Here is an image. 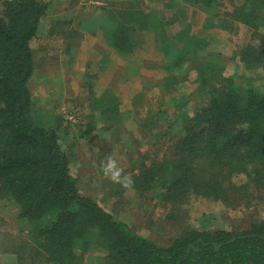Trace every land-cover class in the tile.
I'll list each match as a JSON object with an SVG mask.
<instances>
[{"label":"trees","instance_id":"1","mask_svg":"<svg viewBox=\"0 0 264 264\" xmlns=\"http://www.w3.org/2000/svg\"><path fill=\"white\" fill-rule=\"evenodd\" d=\"M114 1L98 0L107 49L130 54L143 45V32L152 29L163 57L173 56L165 88L185 89L189 81L202 101L192 114L183 103L172 121L180 119L173 134L171 122L159 124L166 131L156 124L163 115L159 110L138 119L153 141L150 151L138 153L135 168L127 169L135 180L131 190L167 210L173 220L190 198L228 207L264 198V90L234 86L235 76L264 69V0H122L119 7ZM49 4L0 2V202L14 204L18 219L33 234L24 244L26 252H19L22 245L3 251L15 257V264H84L93 242L102 254L99 264H264L262 222L241 231L189 228L161 245L81 192L79 174L61 142L60 116L44 122L32 108L36 61L30 44ZM209 29L226 32L228 55L208 50L209 36L202 33ZM173 43L180 49L175 56L170 53ZM226 69L233 75L225 74ZM173 70L183 73L170 75ZM143 88L131 100L134 107L149 90ZM120 100L115 94L97 97L90 89L86 102L94 112L90 117L102 124L99 135H110L112 142L120 138ZM160 138L167 145L158 150ZM235 176H243L244 182L234 184Z\"/></svg>","mask_w":264,"mask_h":264},{"label":"rangeland","instance_id":"2","mask_svg":"<svg viewBox=\"0 0 264 264\" xmlns=\"http://www.w3.org/2000/svg\"><path fill=\"white\" fill-rule=\"evenodd\" d=\"M47 1L50 2L49 16L42 23L40 36L32 43L36 61V71L31 79L32 108L42 115L39 120L44 122L54 120L55 115L60 116L57 125L65 135V138L61 136V142L69 155L73 172L79 174L81 192L95 199L130 228L161 245L169 244L189 228L241 231L247 229L251 222L264 223V198L252 200L244 207H228L218 201L190 198L186 206L173 211L177 217L173 220L169 219L167 210L156 208L154 203L143 199L133 190L124 189L103 176L100 165L108 155H114L127 173V169L135 168L133 161L139 156L138 153L150 151L153 140L149 138L147 129L141 131L138 123V119H143L149 110L161 111L162 120H157L156 124L167 125V122H171L169 132L173 134L180 125V119L176 124L172 121L180 113L183 103L187 101L185 108L188 114H192L202 101L189 81L185 83V89L182 85H178L173 92L165 88L169 85L166 80L167 62L173 56L163 57L152 29L143 32V45L139 49L130 54H112L106 49V33L99 29L104 11L98 0ZM120 3L122 0L114 1L113 6L119 7ZM150 19H154L153 12H150ZM57 22L65 24L56 26ZM52 28H55L54 32ZM72 30L78 31L77 35H69ZM195 31L192 29L193 33ZM225 33L220 29H209L202 33L204 37L209 36V51L229 54V46L224 42ZM170 51L174 56L180 53L174 43ZM171 72L173 76L183 73L178 70ZM225 74L233 75L229 69L225 70ZM92 75L95 77L94 83L90 77ZM194 75L190 74V77L193 79ZM235 79L236 88L247 89L251 85L264 90L263 68L245 71ZM143 87L149 90H145L146 94L136 108L131 105V100L137 91L144 90ZM90 89L97 97L102 94L120 96L116 112V117L120 116L118 142L110 141V135H99L98 129L102 124L90 117L94 116V112L86 103ZM152 97L154 101H150ZM67 116H72L73 120H67ZM159 128L166 131L165 126ZM163 140L157 142L158 150L167 145ZM244 180L243 176H235L232 182L241 184ZM16 211L14 204L0 202V264H15V257L4 252V248L22 245L19 252H26L24 244L32 240L31 228L18 219ZM95 249V244L90 243L84 264L100 263L102 254Z\"/></svg>","mask_w":264,"mask_h":264},{"label":"clouds","instance_id":"3","mask_svg":"<svg viewBox=\"0 0 264 264\" xmlns=\"http://www.w3.org/2000/svg\"><path fill=\"white\" fill-rule=\"evenodd\" d=\"M67 120L72 121V116H67ZM101 172L104 177L108 178L112 183L120 185L124 189H132L135 184L133 174L126 173L119 165L114 155H108L100 165Z\"/></svg>","mask_w":264,"mask_h":264},{"label":"crops","instance_id":"4","mask_svg":"<svg viewBox=\"0 0 264 264\" xmlns=\"http://www.w3.org/2000/svg\"><path fill=\"white\" fill-rule=\"evenodd\" d=\"M49 8H48V12H47V15H46V17L45 18H47L48 16H49ZM45 18H43L44 20H45ZM43 20V21H44ZM43 21H40V24H39V26H38V30H37V32H36V37L32 40V42H31V44H30V46H31V48H32V43H33V41H35V40H37L38 39V37L40 36V33H41V27H42V23H43ZM106 49H107V47H106Z\"/></svg>","mask_w":264,"mask_h":264}]
</instances>
